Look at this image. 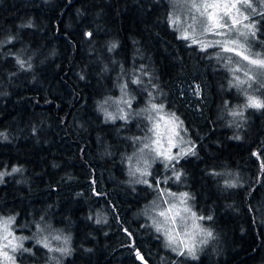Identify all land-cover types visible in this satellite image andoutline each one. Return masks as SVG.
<instances>
[{
	"label": "trees",
	"instance_id": "1",
	"mask_svg": "<svg viewBox=\"0 0 264 264\" xmlns=\"http://www.w3.org/2000/svg\"><path fill=\"white\" fill-rule=\"evenodd\" d=\"M171 6L0 0V214L58 212L67 234L88 238L52 264H173L144 209L162 187L189 191L206 223L236 235L227 264H264V108L238 107L246 96L224 56L185 39ZM122 94L183 120L195 143L180 181L162 163L151 183L131 174L150 123L111 117L105 104Z\"/></svg>",
	"mask_w": 264,
	"mask_h": 264
},
{
	"label": "rangeland",
	"instance_id": "2",
	"mask_svg": "<svg viewBox=\"0 0 264 264\" xmlns=\"http://www.w3.org/2000/svg\"><path fill=\"white\" fill-rule=\"evenodd\" d=\"M169 2L179 26L175 24L184 36L196 41L201 47L202 44H208L207 48L216 46L218 50L215 55L224 56L223 60L230 67L237 86L246 96V104L242 102L243 106L238 107H243L241 110L249 108V97H254L264 103V69L250 65L248 61L243 60L242 56L224 51L221 45L216 43V41L222 43L227 41L229 42L228 47H236L237 51H242L253 59H264L259 47L257 48V33H264V0H250V8L242 3L238 4L240 12L249 16V19L235 25L232 30L228 28L217 30L226 33L225 35H215L205 30L208 23L207 13L210 12L221 18V23H231L224 15V9L222 7L204 9L202 5L214 2L231 3L232 0H169ZM193 4L198 7L194 8ZM230 11L233 15L236 14L235 9ZM246 24H254L255 27L250 30L244 27ZM242 32L245 34L241 35ZM252 32H255V35H252ZM233 40L237 41V44H231ZM238 45L244 47L239 48ZM155 78L156 76L151 73L142 80L150 82ZM240 81L246 82L241 84ZM126 96L122 94L105 104L111 117L122 118L129 122L138 120L139 124H142L145 115V121L148 119L150 123L149 132L141 138L140 148L129 157L131 174L138 182L151 183L150 174L157 170V164L162 163V167L171 169V179L180 181V174L176 170L177 163L192 153L191 150L195 143L190 135L183 134V131L185 132L183 120L167 110L165 105L155 101L149 102L148 105L142 107L143 109H132L136 103H140L141 99L138 95H133V98ZM153 105L157 108L154 109ZM169 156L173 159H168ZM166 188L162 187V191L159 190V194L154 196L156 198L150 207L146 206L144 209L155 231L161 235L166 245L173 249L176 255L173 264H193L192 262L205 261L204 257L207 258L206 264L210 262L211 264H227L234 255L235 249L230 250L226 245L236 235H219L213 226L206 223L209 217L196 210L189 191ZM161 212H165L166 215L161 216ZM9 218L12 220L5 230L4 222ZM91 236L95 240L96 237ZM76 238H78L77 244L81 246L84 245L83 241L88 240L80 235L67 234L60 224L58 212H52L50 221L45 222L33 218L25 220L16 211L9 216L0 214V264H13V262L14 264H52L59 255L58 262H60L64 256L73 253ZM4 253H7L11 259L6 258Z\"/></svg>",
	"mask_w": 264,
	"mask_h": 264
},
{
	"label": "snow or ice",
	"instance_id": "3",
	"mask_svg": "<svg viewBox=\"0 0 264 264\" xmlns=\"http://www.w3.org/2000/svg\"><path fill=\"white\" fill-rule=\"evenodd\" d=\"M243 4L245 7H251V3H250V0H232L231 3H228V2H224V3H219V2H214V3H205L204 5H202V7L204 9H209V8H212V9H215V8H223L224 9V15L228 17V19L231 21L230 24H227V23H221V18H218L216 16L215 13H207V20H208V23H207V26H206V31L207 32H211V33H214L215 35H225L226 33L224 32H221V31H217L218 29H223V28H228L229 30H232L234 28L235 25L237 24H241L242 21L244 20H248L249 19V16L247 15H243L241 12H240V9L238 7V4ZM194 8H197L198 6L196 4H193L192 5ZM231 9H235L236 10V14L233 15L231 13ZM204 13H202L203 15ZM239 17V18H238ZM175 22V21H174ZM245 28H248V29H253L255 26L254 24H246L244 25ZM245 33H241V35H244ZM252 35H255V32H252ZM185 39H187L188 37L185 36L184 37ZM196 42V41H194ZM217 44H220L222 49L224 51H227V52H233L235 53L236 55H239V56H242L243 60L245 61H248V63L250 65H254V66H257L261 69H264V59H260V58H256V59H253L251 58L250 56L248 55H245L242 51H237V48L236 47H228L227 44L229 42H220V41H216ZM231 44H237V41L233 40L230 42ZM209 45L208 44H202V47H208ZM239 48H243L244 46L243 45H238ZM20 63L23 65V62L20 61ZM245 75L247 76V72L245 73ZM249 79H252V77H249ZM138 83V81H136ZM246 81H240L241 84L245 83ZM248 106L250 107H256V108H264V103H261L259 100H257L256 98L254 97H249L248 98ZM153 108H157L156 105H153ZM233 115H241V113H236L234 112ZM173 119H176L175 117H173ZM168 159H173V157L169 156ZM13 171H18V169H13ZM3 173H0V176H2ZM185 196L187 194H184ZM188 209H186L187 211ZM169 211H171V209H169ZM161 216H165L166 213L165 212H161L160 213ZM12 220V218H9L8 221H5L4 224H5V230H7V224L10 223ZM9 235H11V233H9ZM208 235H211V233H208ZM59 237H57L58 239ZM5 239H7V237H5ZM7 246V245H6ZM45 247H47V245L45 244ZM13 251H15V248H13ZM5 257L8 258V259H11V257H8V254L7 253H4ZM14 264V262H13Z\"/></svg>",
	"mask_w": 264,
	"mask_h": 264
}]
</instances>
